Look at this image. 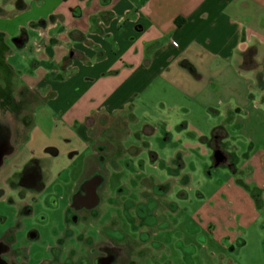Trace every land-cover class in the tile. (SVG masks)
<instances>
[{
    "label": "crops",
    "instance_id": "0c3cea01",
    "mask_svg": "<svg viewBox=\"0 0 264 264\" xmlns=\"http://www.w3.org/2000/svg\"><path fill=\"white\" fill-rule=\"evenodd\" d=\"M20 3L11 2L0 22V48L15 58L10 70L19 80L18 86L1 91L20 90L22 110L32 111L27 134L10 131L5 141L0 139V184L8 187L7 194L0 191V206L7 211V222L28 202L26 193L31 197L38 191L20 184L26 165L36 163L39 176L54 175L65 184L77 171L72 196L83 170L73 162L86 150L90 154L84 158L93 154V122L124 114L134 122L137 111L148 109L170 140L171 125L183 121L186 127L193 120L198 128L192 143L198 140L201 152L214 149L208 142L224 143L235 163V152L241 151L240 165L225 166L234 177L246 172L245 188L238 191L243 201L233 202L230 222L240 228L239 234L246 232L241 247L251 236L264 245V0ZM26 121L23 117V125ZM214 124L221 125L199 129ZM216 128L222 131L214 137ZM230 129L243 144L234 152L227 145ZM38 131L47 137L39 144ZM195 144L184 143L188 149ZM63 157L70 164L60 167L56 160ZM197 213L200 222H209V209L200 206ZM20 215L26 218L25 212ZM236 237H224L229 240L225 247ZM255 255L251 264H264V249ZM245 258L241 263L249 264Z\"/></svg>",
    "mask_w": 264,
    "mask_h": 264
},
{
    "label": "rangeland",
    "instance_id": "374dc122",
    "mask_svg": "<svg viewBox=\"0 0 264 264\" xmlns=\"http://www.w3.org/2000/svg\"><path fill=\"white\" fill-rule=\"evenodd\" d=\"M21 1L0 0V22L3 14L11 9L9 4L20 6ZM9 53V49L0 48L2 141L10 131L27 134L32 115L29 109L21 108L23 97L20 90L9 94L1 91V87L7 90L14 88L13 85L18 86V78L10 70L15 58L9 59ZM163 110L165 114L168 112L166 106ZM150 113L153 112L140 109L134 122L125 114L93 122V154L84 158L90 154L86 150L73 162L83 168L77 185L78 198L84 196L80 190L84 182L93 185L89 206L77 208L68 204L77 192L70 194L72 184L78 178L77 171L69 176L68 184L54 175H40V191H35L31 197L26 193L25 201L34 210L30 217L24 218V221L33 220L32 227L40 229L38 239L28 238L27 234L22 236L23 233L17 231L16 238L8 239L0 233V264H64L69 260L73 264L89 261L104 264H226L228 259L234 264H242L245 257L249 264L254 262L255 252L264 249L263 243L256 242L251 236L248 244L241 247L246 232L244 236L239 234L240 228L230 222L235 215L233 202L240 204L243 201L239 192L245 188L242 181L245 170L234 177L229 168L221 165L222 158L215 165L213 153L217 152L219 156L225 153L224 143L221 146L214 143L212 146L216 149L201 152L202 148L195 140L196 148H185V142L194 144L193 131L198 127L193 120L186 122V127L182 126L183 121L171 125L170 140L164 135L161 124L149 117ZM23 117L27 120L24 125ZM216 123H220L219 120ZM219 125H204L199 129L211 131ZM151 130L153 133L149 134ZM233 131L227 145L234 152V148L243 144ZM99 137L104 140L101 138L100 141ZM35 138L39 144L47 137L43 131H38ZM30 146L33 144L26 145V148ZM24 152L25 149L19 155L23 156ZM235 153L238 158L235 163L230 156L227 162L238 166L244 159L240 150ZM69 162L65 157L56 160L60 167ZM3 189L7 194L8 187L0 184V191ZM231 189L235 190L234 195L229 193ZM200 206L210 210L207 223L199 221L197 212ZM6 214L5 208L0 206V232L6 228L3 225ZM72 216H77V222ZM230 234L237 237L232 238L227 248L229 240L224 237L230 238ZM57 241L62 243L56 245ZM6 247L10 252L5 251ZM59 248H62L61 254L54 255L52 250Z\"/></svg>",
    "mask_w": 264,
    "mask_h": 264
},
{
    "label": "flooded vegetation",
    "instance_id": "af4514ba",
    "mask_svg": "<svg viewBox=\"0 0 264 264\" xmlns=\"http://www.w3.org/2000/svg\"><path fill=\"white\" fill-rule=\"evenodd\" d=\"M214 149H216V148H214ZM220 157L223 160L221 162V165L230 167V163L227 162L228 155L226 153L222 152ZM38 171H39V167L36 165V163L30 162L28 165H26V167L24 168V170L22 172L20 184L25 188L31 187V188H34L35 190L39 191L40 190V183H38V179L40 176L38 175ZM80 190L83 191L84 196L78 198V194H77L78 191H77L74 194L75 196H73L72 203L70 204L71 206L79 208L81 206H89L90 205L88 201L90 200L89 195H90V192L93 190V185L90 182H84L81 185ZM17 194L20 196L21 192L20 193L18 192ZM32 207L33 206L30 203L26 202L23 206H21L18 209L16 215L14 217H12L9 222L4 221L5 223L3 225H6V228L0 232V233H2V236H5V238H8V239L9 238L13 239V238L17 237L16 233L21 232V233H23L22 236L27 234L28 238H33V240H37L38 235L40 233V229L32 227V222H34L33 220L31 222L30 221H24L20 215L21 213L25 212V215L27 217H30L33 213V210H34V208H32ZM39 218H41V217L39 216ZM74 218L72 216V220L74 222H77V216ZM39 223L40 222H37V224H39ZM39 226L41 227V225H39ZM15 231H17V232L15 233ZM42 231H43V229H41V233H42ZM7 243L11 244L12 242L7 240ZM61 243L62 242L57 241L56 245H60ZM5 251L10 252L9 247H6ZM61 251H62V248L52 250L54 255H60ZM66 256H69V254ZM66 259H69V258L67 257ZM64 264H73V262H71L69 260V261H65ZM83 264H104V263H102V262L98 263V261L97 262L96 261L95 262L89 261V262H85Z\"/></svg>",
    "mask_w": 264,
    "mask_h": 264
},
{
    "label": "trees",
    "instance_id": "16d2710c",
    "mask_svg": "<svg viewBox=\"0 0 264 264\" xmlns=\"http://www.w3.org/2000/svg\"><path fill=\"white\" fill-rule=\"evenodd\" d=\"M221 131H222L221 128H216V129H214V131H213L214 137L217 135L218 132H221ZM202 141H205V138H202ZM208 143H209V145H211V146H212V144H214L213 142H208Z\"/></svg>",
    "mask_w": 264,
    "mask_h": 264
},
{
    "label": "water",
    "instance_id": "95a60500",
    "mask_svg": "<svg viewBox=\"0 0 264 264\" xmlns=\"http://www.w3.org/2000/svg\"><path fill=\"white\" fill-rule=\"evenodd\" d=\"M213 157H214L215 160H216V161H215V162H216L215 165L217 166V165L219 164L220 160H221V159H220L221 157L219 156V153H217V152H214V153H213Z\"/></svg>",
    "mask_w": 264,
    "mask_h": 264
}]
</instances>
